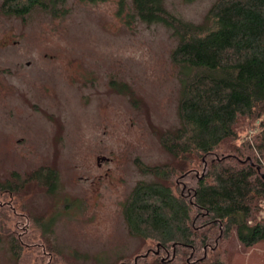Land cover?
<instances>
[{
    "label": "rangeland",
    "instance_id": "obj_1",
    "mask_svg": "<svg viewBox=\"0 0 264 264\" xmlns=\"http://www.w3.org/2000/svg\"><path fill=\"white\" fill-rule=\"evenodd\" d=\"M214 2L164 7L177 28L175 18L201 24ZM2 5L0 264H135L156 242L131 233L125 204L155 178L145 167L184 166L163 143L181 125L178 34L143 21L133 0H56L27 16ZM191 254L137 264H191ZM195 264H264V241L245 247L233 235Z\"/></svg>",
    "mask_w": 264,
    "mask_h": 264
},
{
    "label": "trees",
    "instance_id": "obj_2",
    "mask_svg": "<svg viewBox=\"0 0 264 264\" xmlns=\"http://www.w3.org/2000/svg\"><path fill=\"white\" fill-rule=\"evenodd\" d=\"M55 1L3 0L2 9L27 16ZM164 1L133 3L143 21L173 27ZM174 20L181 125L163 143L184 166L145 167L155 178L130 194L124 208L129 230L156 242L135 264L151 254L174 262L187 249L188 263L202 262L233 235L245 247L264 241V0H215L201 24ZM243 123L249 129L240 135ZM190 165L202 173L193 176ZM54 177L49 172L46 179ZM198 251L204 257L189 262Z\"/></svg>",
    "mask_w": 264,
    "mask_h": 264
}]
</instances>
